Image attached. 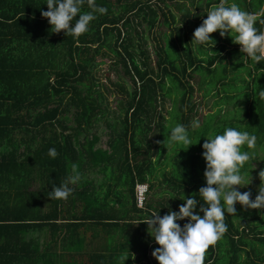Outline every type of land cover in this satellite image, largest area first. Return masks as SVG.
<instances>
[{"label": "trees", "instance_id": "16d2710c", "mask_svg": "<svg viewBox=\"0 0 264 264\" xmlns=\"http://www.w3.org/2000/svg\"><path fill=\"white\" fill-rule=\"evenodd\" d=\"M166 1L176 13L167 9ZM185 1L194 4L95 0L107 13H96L88 31L77 38L53 32L41 16L48 10L46 0H0V264H123L121 257L131 253L135 258L124 264H157L149 253L159 245L147 224L136 223L153 212H178L183 198L192 195L198 201L194 212L203 215L198 192L206 185V138L232 127L257 137L256 147L244 146L243 151L256 156V149L264 146V97L259 94L264 90V61L255 65L229 35H211L213 47V42H191L188 27L197 28L220 0H197L195 14ZM233 2L264 19V0H228ZM88 11L85 2L82 12ZM141 21L147 31L169 29L158 34L155 71L141 48ZM256 27L264 31L259 21ZM131 35L142 43L133 44ZM102 47L131 84L129 89L114 84L124 101L111 122L91 73ZM193 76L199 78L202 97L217 99L214 112L195 129L189 124L195 113ZM169 96L166 126L156 108ZM67 116L72 125L66 124ZM100 122L107 130L105 148L91 133ZM178 123L186 126L194 143L187 150L168 143L167 135ZM51 148L59 153L55 158L48 155ZM73 164L81 177L69 185L73 193L67 200L50 199L53 186L72 175ZM250 164L241 170L243 175ZM156 171L166 197L147 199L137 208L135 185L145 183L148 193ZM257 221L259 225L235 224L225 213L227 231L209 247L204 264H264L256 249L264 251V222ZM187 222L177 221L181 227ZM33 232L36 238H25Z\"/></svg>", "mask_w": 264, "mask_h": 264}, {"label": "clouds", "instance_id": "9594fccd", "mask_svg": "<svg viewBox=\"0 0 264 264\" xmlns=\"http://www.w3.org/2000/svg\"><path fill=\"white\" fill-rule=\"evenodd\" d=\"M85 2L90 9L88 12H82ZM46 4L48 10L42 11L41 16L47 18L53 32L63 31L65 35L77 38L88 31L90 22L96 19V13H107V9L97 6L95 0H46ZM258 21L264 25V19L259 15L243 10L235 2L229 4L228 0H220L194 30L192 41L195 40L200 45L213 42V47L215 41L210 34L219 31L221 37L227 34L234 44L240 45V51L256 65L264 61V31L256 27ZM259 94L264 97V90ZM191 126L198 128L199 121L194 120ZM256 142L257 137L254 134L232 127L226 128L223 134L206 138L202 145L204 150L202 156L206 162L204 171L206 185L198 192L200 200L203 201L199 212L203 215L194 212L198 201L194 198L195 195H192L183 198L185 202L179 206L178 212L169 209L163 216L153 212L145 221L136 223L147 224L148 234L159 245L152 252L158 264H204L209 247L214 246L227 231L225 213L236 217L237 203L245 208L264 209V186L260 185L254 200L250 191L241 193L235 187L247 186L251 181V178L245 181L241 170L245 164L252 163L255 156L253 152L242 149L244 146L254 149ZM168 143L182 144L184 146L182 150L194 145L186 126L179 123L171 128ZM58 154L55 148L48 151L51 158ZM77 168L78 166L73 164L72 175L59 186H53L49 192L50 199H68L74 191L69 185L78 183L81 178ZM258 175L262 181L264 169L260 170ZM248 176L250 177L249 173ZM143 190L147 194V185ZM185 218L188 222L181 227L177 221ZM130 258H135L133 253ZM130 258L124 255L121 261L124 264L125 260Z\"/></svg>", "mask_w": 264, "mask_h": 264}, {"label": "rangeland", "instance_id": "374dc122", "mask_svg": "<svg viewBox=\"0 0 264 264\" xmlns=\"http://www.w3.org/2000/svg\"><path fill=\"white\" fill-rule=\"evenodd\" d=\"M197 0H194V4L193 6L189 5L187 1H185V5L187 7V9L190 10L191 14H195L198 12L195 9V3ZM156 3V2H155ZM153 4V3H152ZM165 4L167 5V9L172 12V13H176L175 10L172 8V3L169 1H166ZM219 4V3H218ZM157 6H161V4H157ZM161 20V17L159 16L158 21ZM175 27L177 26V24L174 25H170V27ZM190 30H192L191 33L188 32V34H190V40L191 42H196L195 40L192 41L193 39V32L196 29L195 27L189 26L188 27ZM139 32L142 33V36L144 37V41L143 43L140 41L138 43V40L135 39L134 35H131L132 39H133V44L138 43L141 44L142 43V50H144L146 53V56L148 58V62L147 64L149 65V68H151L153 71H155V47L157 45H160V40L158 39V34L159 33H168V28L164 27V26H156L153 27L150 31L146 30V24L145 22L141 21L140 22V26L137 28ZM182 30L187 31L185 26L181 27ZM210 35H214L217 38H220V34L219 31L212 33ZM227 35V34H226ZM106 48L102 47L99 50V54L95 57L92 67H91V73H92V77L93 80L95 81L96 85L95 89L102 91L103 96H104V101H103V105L107 108V115L106 118L109 122H111L114 117L119 113L118 112V107L120 106L119 103L124 101V96L121 92L118 91L116 85V83H121L123 84V86L126 89H129L131 84L128 80V78L126 76H124L121 72V69L119 68L120 65H117L116 67L114 66V59L112 55H106ZM197 80L199 81L198 76H193L192 79H190V83L193 86V93H192V99L191 102H193L194 104V109H195V113H194V118H189V124L192 125V122L194 120H198L199 121V125L202 123V121H205L206 118L205 115L206 114H211L214 112L215 107H213V103L217 100L216 98L212 97V96H206V97H202V91L199 87V85H197ZM204 84V83H203ZM171 98L172 96L169 97H164L163 100H160L159 105L156 108L157 112H160L161 115L164 117L163 119L166 120V126L169 124V119L167 117V112L170 109V103H171ZM67 121L66 124L68 125H72L71 124V117L67 116ZM215 122H212V124L214 125ZM192 129H195L191 126ZM171 130V129H170ZM91 133L97 135V137H99V141H98V146L105 148V141L107 138V130L105 129V125L103 122L98 123L97 125H95L93 127V129H91ZM155 132L151 131L148 134V141L150 143H153ZM168 136L169 133L167 135V140H168ZM79 140H81V136H79ZM167 149H170V146H168ZM254 165V168H253ZM168 167H166L164 169V171H167ZM264 169V146L261 147L260 149H256V156H255V160H253V162L250 164L247 173L244 174L245 177V181H247L249 178H251L250 183L247 186L244 187H239V186H235L237 188L238 191H240L241 193L245 192V191H250L251 192V198L254 200L255 196L258 194V189L261 186H264V179H262V181L259 178V171ZM248 173L250 175V177L248 176ZM93 178H95L96 180H98L99 176H94ZM151 182L154 185V188H152L151 191H148V193L146 194L145 197V202L147 199H152V200H156V198L158 199H164L166 197V195H164V193H162V190H165V187H163V185L161 184V177L157 174V171L153 174ZM32 189V188H31ZM159 195V196H158ZM236 208V217L233 215H230L232 217V220L235 224H238L240 222H247L250 225L253 226L254 225H259L258 223V219H261L262 222H264V209H250V208H245L242 207L239 203H237L235 205ZM264 232V229H263ZM36 232L33 233H28L26 234L25 238L29 239V238H36L37 236ZM258 251L260 252L261 256L264 257V251H262L261 249L257 248ZM151 255H149V259L150 260H154L157 264V260L154 257H150ZM250 258H252V256L250 255ZM144 263V261L142 262Z\"/></svg>", "mask_w": 264, "mask_h": 264}, {"label": "built area", "instance_id": "2783aa9c", "mask_svg": "<svg viewBox=\"0 0 264 264\" xmlns=\"http://www.w3.org/2000/svg\"><path fill=\"white\" fill-rule=\"evenodd\" d=\"M145 184H136L134 187V201L137 208H142L145 203V194L146 191H144ZM149 255L152 256V253H149Z\"/></svg>", "mask_w": 264, "mask_h": 264}, {"label": "crops", "instance_id": "0c3cea01", "mask_svg": "<svg viewBox=\"0 0 264 264\" xmlns=\"http://www.w3.org/2000/svg\"><path fill=\"white\" fill-rule=\"evenodd\" d=\"M145 184V183H144ZM37 236V235H36Z\"/></svg>", "mask_w": 264, "mask_h": 264}]
</instances>
